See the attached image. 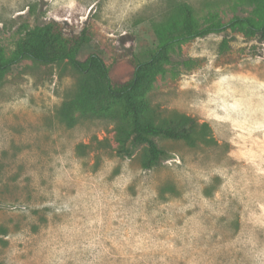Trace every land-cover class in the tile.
Returning a JSON list of instances; mask_svg holds the SVG:
<instances>
[{
  "label": "rangeland",
  "instance_id": "374dc122",
  "mask_svg": "<svg viewBox=\"0 0 264 264\" xmlns=\"http://www.w3.org/2000/svg\"><path fill=\"white\" fill-rule=\"evenodd\" d=\"M179 2L200 26L264 17L243 0H0V46L8 58L51 21L65 37L86 28L77 58L96 53L127 80ZM74 84L69 68L29 59L0 81V264H264L263 40L226 30L174 46L147 96L207 122L216 143L156 137L170 158L150 169L139 151L91 143L112 140V121L59 120Z\"/></svg>",
  "mask_w": 264,
  "mask_h": 264
},
{
  "label": "trees",
  "instance_id": "16d2710c",
  "mask_svg": "<svg viewBox=\"0 0 264 264\" xmlns=\"http://www.w3.org/2000/svg\"><path fill=\"white\" fill-rule=\"evenodd\" d=\"M243 1L257 5L264 12V0ZM226 30H239L264 41V17L254 21L251 17L235 15L224 23L210 19L200 26L192 7L179 2L155 25L156 46L146 58L135 62L127 80H120L112 76L111 64L98 54L91 53L84 60L77 58L82 45L90 41L86 28L65 37L62 27L51 21L27 29L19 47L8 58L3 56L0 46V81L23 59L69 68L75 75V84L71 95L57 110L59 120L67 127L75 125L80 118L112 121V140L95 136L91 143L98 149H111L119 156L131 157L139 151L141 167L150 169L170 158V153L158 145L156 137L182 140L190 147L216 143L207 122L179 111L164 115L147 93L156 77L164 73L176 44ZM91 143H79L76 149L90 147Z\"/></svg>",
  "mask_w": 264,
  "mask_h": 264
}]
</instances>
